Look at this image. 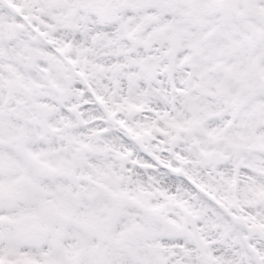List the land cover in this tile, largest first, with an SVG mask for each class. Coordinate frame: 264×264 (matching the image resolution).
I'll return each mask as SVG.
<instances>
[{
    "label": "snow or ice",
    "instance_id": "snow-or-ice-1",
    "mask_svg": "<svg viewBox=\"0 0 264 264\" xmlns=\"http://www.w3.org/2000/svg\"><path fill=\"white\" fill-rule=\"evenodd\" d=\"M0 264H264V0H0Z\"/></svg>",
    "mask_w": 264,
    "mask_h": 264
}]
</instances>
